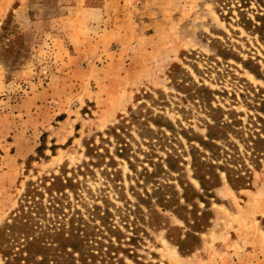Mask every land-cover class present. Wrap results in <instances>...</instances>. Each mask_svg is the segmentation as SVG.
<instances>
[{
    "label": "rangeland",
    "instance_id": "rangeland-1",
    "mask_svg": "<svg viewBox=\"0 0 264 264\" xmlns=\"http://www.w3.org/2000/svg\"><path fill=\"white\" fill-rule=\"evenodd\" d=\"M40 262L264 264V0H0V264Z\"/></svg>",
    "mask_w": 264,
    "mask_h": 264
},
{
    "label": "trees",
    "instance_id": "trees-1",
    "mask_svg": "<svg viewBox=\"0 0 264 264\" xmlns=\"http://www.w3.org/2000/svg\"><path fill=\"white\" fill-rule=\"evenodd\" d=\"M59 181V180H58ZM52 203H54V202H52ZM55 205H50L49 206V208H51V207H54ZM22 225H24V226H28V222H26L25 224H22ZM71 238H69V239H71V240H74V242H75V237H73V236H70ZM66 239V238H65ZM2 253L4 254V256L6 257L7 255H6V252L5 251H2ZM7 258V257H6ZM38 264H42V262H40V263H38Z\"/></svg>",
    "mask_w": 264,
    "mask_h": 264
}]
</instances>
